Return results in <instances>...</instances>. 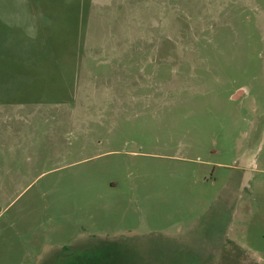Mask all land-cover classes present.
Segmentation results:
<instances>
[{
    "label": "rangeland",
    "instance_id": "rangeland-1",
    "mask_svg": "<svg viewBox=\"0 0 264 264\" xmlns=\"http://www.w3.org/2000/svg\"><path fill=\"white\" fill-rule=\"evenodd\" d=\"M0 264H264V0H0Z\"/></svg>",
    "mask_w": 264,
    "mask_h": 264
},
{
    "label": "water",
    "instance_id": "water-1",
    "mask_svg": "<svg viewBox=\"0 0 264 264\" xmlns=\"http://www.w3.org/2000/svg\"><path fill=\"white\" fill-rule=\"evenodd\" d=\"M245 89L241 88L239 89L235 94H234V98H239L241 95H243V93H245Z\"/></svg>",
    "mask_w": 264,
    "mask_h": 264
}]
</instances>
